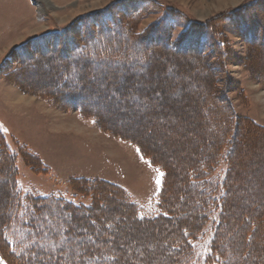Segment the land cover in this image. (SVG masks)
I'll list each match as a JSON object with an SVG mask.
<instances>
[{
    "label": "trees",
    "instance_id": "trees-1",
    "mask_svg": "<svg viewBox=\"0 0 264 264\" xmlns=\"http://www.w3.org/2000/svg\"><path fill=\"white\" fill-rule=\"evenodd\" d=\"M131 1L115 3L97 14L80 18L60 32L29 41L16 50V60L5 64L2 72L21 87L19 81H25L26 76H37V68L33 66L41 67L57 57L67 58L62 64L64 69H56L52 75L65 76L55 93L46 90L44 85L39 91L30 88L29 91L53 105L77 109L86 118L98 121L94 110L83 101L86 94L93 93L95 84L84 80L79 72L75 76L79 85L67 80L70 62L77 63L74 69L82 66L89 71L95 60L97 67L102 68L131 58L130 63L123 65L125 87L134 80L129 74L136 66L133 61H145L143 68L150 77L171 65L182 74L197 69L203 72L197 82L204 97L194 101L195 108H200L201 112L198 116L195 111L192 113L190 125L197 133L194 150L199 153L186 152L170 176L168 165L147 153L142 141L117 130L115 134L99 119L101 130L135 145L163 173L161 194L153 208L146 209L121 187L102 180L78 179L75 182L83 188L88 185L86 192H90L93 203L77 206L63 198L23 193L17 184V155L11 154L6 144L0 142V191L5 198L0 222L1 257L7 264H148L152 257H144V253L141 257L138 249H134V254L130 253L129 259L121 247L120 227L111 220L101 219L104 214H114V208L108 205L118 197L123 203L127 222L147 226L159 237L157 246L166 250L169 256L162 264H264V183L255 189L257 199L252 201L253 207L241 208L240 183L245 177L239 172L244 164L238 156L241 146H244L242 156L264 146V126L248 122L249 125L243 128L226 93L228 86L220 88L217 80L219 69L224 67L221 61L226 57L223 44L226 33L241 35L253 47V61L258 54L259 59H264V22L253 11L255 7L264 10V0H255L230 12L224 20L191 21L176 42H170V30L166 27L176 14L167 11L145 32L138 33L133 30L131 12L139 19L161 10L154 2L136 3L134 8ZM122 13L126 20L120 19ZM121 40L124 44L118 45ZM139 46L142 50L137 52ZM47 52L48 56H44ZM160 64L164 67L157 69ZM254 70L264 81V65L254 66ZM109 73L105 76L106 83L116 87L121 85L112 82L114 77ZM150 90L148 85H142L138 93L147 96ZM156 112L159 111H152L153 114ZM32 157L44 171L48 169L37 155ZM23 159L33 170H38L29 158ZM99 220L102 221L100 224ZM207 228L214 234L205 244ZM113 231L116 235L110 238ZM202 243L205 244L204 251L200 249Z\"/></svg>",
    "mask_w": 264,
    "mask_h": 264
},
{
    "label": "rangeland",
    "instance_id": "rangeland-1",
    "mask_svg": "<svg viewBox=\"0 0 264 264\" xmlns=\"http://www.w3.org/2000/svg\"><path fill=\"white\" fill-rule=\"evenodd\" d=\"M123 1L126 0H0V142L6 144L11 154L17 155V184L23 193L63 198L77 206H90L93 199L90 192H86L88 185L83 188L75 181L102 180L121 187L140 207L152 209L161 194L163 173L135 145L101 130L98 126L99 119L102 125L113 130L115 134L117 130L142 141L147 153L168 165L170 176L174 174V167H177V162L181 163L180 160L186 152L192 150L199 153V150H194L197 133L190 125L192 113L195 111L197 115L201 112L193 103L204 97L197 82L203 72L197 69L182 74L171 65L162 73L150 77L143 68L145 61H133L136 66L129 74L134 80L125 87L123 65L130 63L131 58L122 59L117 65H104L102 68L97 67L95 60L91 62L89 71L82 66L74 69L77 63L70 62L67 80L79 85L75 78L79 72L84 80L95 84L93 93L86 94L83 101L90 110H94L98 121L86 118L77 109L53 105L34 91H29H39L44 85L46 90L55 93L65 76L57 75L53 78L52 75L56 69H64L62 64L67 58L56 56L52 62L41 67L33 66L37 68V76H26L25 81L18 79L21 87L2 72L5 64L16 60V50L29 41L42 35L60 32L82 17L97 14ZM253 1L255 0H132L130 4L134 8L136 3L154 2L161 11L139 19L135 18L132 11L131 19L134 22H131L133 30L142 33L160 20L167 11L172 12L177 16L166 27L170 30V42H176L189 22L224 20L228 13L240 10ZM253 11L264 22V10L255 7ZM120 19L126 20V15L122 13ZM120 44H124V41L121 40L118 45ZM223 44L226 46V57L221 61L222 64L224 62L223 69L218 71V86H228L226 93L243 128L249 125L248 122L264 126V81L257 77L254 70V66L264 65V59H259L258 54L253 61V47L239 34L226 33ZM140 50L141 46L136 48L137 52ZM48 53L44 56H48ZM71 56L68 57L70 60ZM262 56L264 58V46ZM163 67L160 64L156 68ZM108 73L114 77L112 82L121 85L116 87L106 83L105 76ZM31 85L34 86L29 87ZM142 85L151 87L147 96L138 93V88ZM160 100H163L162 103ZM187 101L189 102L186 103ZM168 108L173 111H167ZM151 110L159 112L153 114ZM239 151L238 156L240 155L239 158L244 164L239 172L245 177V182L242 180V184L240 183L242 190L239 193L243 198L239 205L241 208L246 205L253 207L251 203L257 199L255 189L264 183V146L247 152L244 156V146ZM33 154L48 169L44 171L32 157ZM23 157L29 158L38 170L29 167ZM158 179L159 185L156 183ZM2 191L6 193L4 188ZM4 202L5 198L0 191V222L3 219L1 209ZM108 207L114 208V214H104L101 219L111 220L120 227L121 247L125 249L127 257L130 259V253L134 254V249H138L141 257L143 253L144 257H152L148 264L164 263L169 256L166 250L162 251L157 246L159 237L152 234L147 226L127 222L120 198L113 199ZM142 216L147 214L142 213ZM101 222L98 221L99 224ZM205 234L206 244L212 240L214 233H210L207 228ZM113 235H116L115 231L109 234L110 238ZM205 244L200 245L203 251ZM143 261L146 262L145 259ZM0 264H7L1 255Z\"/></svg>",
    "mask_w": 264,
    "mask_h": 264
},
{
    "label": "snow or ice",
    "instance_id": "snow-or-ice-1",
    "mask_svg": "<svg viewBox=\"0 0 264 264\" xmlns=\"http://www.w3.org/2000/svg\"><path fill=\"white\" fill-rule=\"evenodd\" d=\"M157 95H158V94H157ZM156 183H157V185H159V184H160V180L158 179V180L156 181ZM93 223H95V221H93ZM48 259H49V260H51V259H52V257H51V256H49V257H48Z\"/></svg>",
    "mask_w": 264,
    "mask_h": 264
},
{
    "label": "crops",
    "instance_id": "crops-1",
    "mask_svg": "<svg viewBox=\"0 0 264 264\" xmlns=\"http://www.w3.org/2000/svg\"><path fill=\"white\" fill-rule=\"evenodd\" d=\"M39 155V154H38Z\"/></svg>",
    "mask_w": 264,
    "mask_h": 264
}]
</instances>
